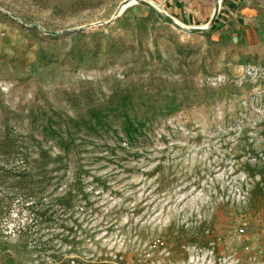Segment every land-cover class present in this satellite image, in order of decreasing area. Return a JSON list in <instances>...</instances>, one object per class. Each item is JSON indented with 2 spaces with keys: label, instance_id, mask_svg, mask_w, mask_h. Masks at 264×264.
<instances>
[{
  "label": "rangeland",
  "instance_id": "rangeland-1",
  "mask_svg": "<svg viewBox=\"0 0 264 264\" xmlns=\"http://www.w3.org/2000/svg\"><path fill=\"white\" fill-rule=\"evenodd\" d=\"M125 1L0 0V264H264V0Z\"/></svg>",
  "mask_w": 264,
  "mask_h": 264
},
{
  "label": "trees",
  "instance_id": "trees-1",
  "mask_svg": "<svg viewBox=\"0 0 264 264\" xmlns=\"http://www.w3.org/2000/svg\"><path fill=\"white\" fill-rule=\"evenodd\" d=\"M218 18H216V21ZM118 111H122L121 114H119V117H122V127L125 131L126 137L128 138L129 142L132 143L134 140H136L140 134H141V120H139L137 117H132L130 114L127 113V102L124 99L121 104L117 106L116 109ZM93 117V118H92ZM107 115H103L99 111H94L91 114L90 119V129L94 130L95 132H99L100 130H110L111 129V122L107 119ZM262 198H259L258 201H261ZM256 200H254L253 204H256ZM201 226H198V234L196 235L197 238H194L195 242L202 243L207 245L213 236L215 235L214 232L211 230H204L203 227H205L206 223L200 224ZM186 228H181L178 232H174V229H170L167 231L166 234L162 235V238L159 239L155 244H153V248L155 250H158L161 247H166L169 250V256L174 255L173 253H178L183 251V247L186 245ZM211 233V234H208ZM119 258V262H121ZM109 260H102V262L94 263V264H110L108 262Z\"/></svg>",
  "mask_w": 264,
  "mask_h": 264
},
{
  "label": "water",
  "instance_id": "water-1",
  "mask_svg": "<svg viewBox=\"0 0 264 264\" xmlns=\"http://www.w3.org/2000/svg\"><path fill=\"white\" fill-rule=\"evenodd\" d=\"M137 1H139V2H141L143 4H145V5H148V6L152 7V8L157 9V7L155 6V4H153L152 2L146 1V0H126L125 1V5L127 6V5L132 4L134 2H137ZM123 6L124 5L121 6V9H124L126 7V6L125 7H123ZM219 6H220V2L218 1L217 2L216 10H215V12H214V14H213V16H212V18H211V20H210V22H209L208 25H206V26H200V27H195V28H193V30H195V31H203V30H206L209 27H211L216 22L217 12H218ZM166 18L169 19L171 22L175 23L176 25L180 26V24L177 21L171 19L170 17H166Z\"/></svg>",
  "mask_w": 264,
  "mask_h": 264
},
{
  "label": "crops",
  "instance_id": "crops-1",
  "mask_svg": "<svg viewBox=\"0 0 264 264\" xmlns=\"http://www.w3.org/2000/svg\"><path fill=\"white\" fill-rule=\"evenodd\" d=\"M237 0H231V3L236 4Z\"/></svg>",
  "mask_w": 264,
  "mask_h": 264
},
{
  "label": "bare ground",
  "instance_id": "bare-ground-1",
  "mask_svg": "<svg viewBox=\"0 0 264 264\" xmlns=\"http://www.w3.org/2000/svg\"><path fill=\"white\" fill-rule=\"evenodd\" d=\"M124 5H125V4H124ZM125 6H126V5H125ZM125 6H124V7H125ZM155 6L158 7L157 5H155ZM206 25H207V24H206Z\"/></svg>",
  "mask_w": 264,
  "mask_h": 264
}]
</instances>
